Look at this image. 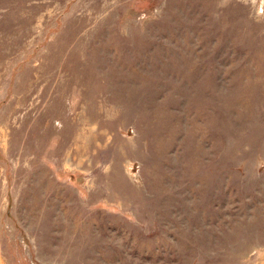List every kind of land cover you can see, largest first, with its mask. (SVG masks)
I'll list each match as a JSON object with an SVG mask.
<instances>
[{"label": "rangeland", "instance_id": "rangeland-1", "mask_svg": "<svg viewBox=\"0 0 264 264\" xmlns=\"http://www.w3.org/2000/svg\"><path fill=\"white\" fill-rule=\"evenodd\" d=\"M0 264H264V0H0Z\"/></svg>", "mask_w": 264, "mask_h": 264}]
</instances>
